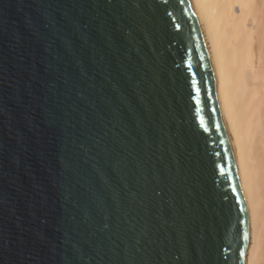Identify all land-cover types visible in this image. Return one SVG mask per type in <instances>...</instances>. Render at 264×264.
<instances>
[{"label": "water", "instance_id": "95a60500", "mask_svg": "<svg viewBox=\"0 0 264 264\" xmlns=\"http://www.w3.org/2000/svg\"><path fill=\"white\" fill-rule=\"evenodd\" d=\"M246 223L190 0H0V264H243Z\"/></svg>", "mask_w": 264, "mask_h": 264}, {"label": "bare ground", "instance_id": "6f19581e", "mask_svg": "<svg viewBox=\"0 0 264 264\" xmlns=\"http://www.w3.org/2000/svg\"><path fill=\"white\" fill-rule=\"evenodd\" d=\"M246 210L243 264H264V0H190Z\"/></svg>", "mask_w": 264, "mask_h": 264}]
</instances>
